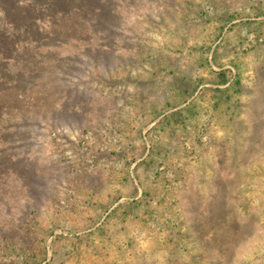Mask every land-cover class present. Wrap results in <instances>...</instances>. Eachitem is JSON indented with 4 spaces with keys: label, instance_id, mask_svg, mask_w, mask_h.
<instances>
[{
    "label": "rangeland",
    "instance_id": "374dc122",
    "mask_svg": "<svg viewBox=\"0 0 264 264\" xmlns=\"http://www.w3.org/2000/svg\"><path fill=\"white\" fill-rule=\"evenodd\" d=\"M105 7L0 41V264H264V0Z\"/></svg>",
    "mask_w": 264,
    "mask_h": 264
},
{
    "label": "trees",
    "instance_id": "16d2710c",
    "mask_svg": "<svg viewBox=\"0 0 264 264\" xmlns=\"http://www.w3.org/2000/svg\"><path fill=\"white\" fill-rule=\"evenodd\" d=\"M109 2L111 0H0V41L6 42L13 52L23 47L33 54L56 51L76 39L84 41L82 27L116 15L115 9L109 11L105 7ZM6 54L4 47H0V55ZM62 63V58L56 57L50 66L62 70ZM64 63L67 65V60ZM40 64L47 63L38 61L35 65ZM226 84L223 77L221 85Z\"/></svg>",
    "mask_w": 264,
    "mask_h": 264
}]
</instances>
